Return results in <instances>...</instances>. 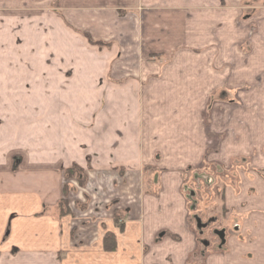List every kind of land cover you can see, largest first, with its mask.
<instances>
[{
    "label": "rangeland",
    "instance_id": "rangeland-1",
    "mask_svg": "<svg viewBox=\"0 0 264 264\" xmlns=\"http://www.w3.org/2000/svg\"><path fill=\"white\" fill-rule=\"evenodd\" d=\"M124 2L81 11L91 14L83 20L54 3L0 0V82L17 81L7 67H24L14 64L22 40L20 26L6 25L13 19L27 21L30 36L49 23L53 51L62 35L68 48L67 58L48 60L63 89L50 106L0 107V196L20 194L12 174L29 156L17 152L62 150L73 211L92 201L123 221L130 206L178 183L182 228L216 247L214 230L236 236L264 209V0ZM170 250L158 264H178Z\"/></svg>",
    "mask_w": 264,
    "mask_h": 264
},
{
    "label": "crops",
    "instance_id": "crops-1",
    "mask_svg": "<svg viewBox=\"0 0 264 264\" xmlns=\"http://www.w3.org/2000/svg\"><path fill=\"white\" fill-rule=\"evenodd\" d=\"M124 1L129 8L144 3L143 0ZM30 2H46L48 9L53 7L51 4H57V10H62L67 15L70 9L81 12L101 11L103 6H107L108 9L116 7L118 0H29ZM16 9L21 11L33 8L25 9L20 6ZM80 15L84 20V15L88 17L91 14L81 12ZM17 21L13 19L6 25L21 27L22 41L16 44L19 45L18 49L21 53L13 52V55L17 60L14 64L20 62L24 67L6 69L3 67L8 74L11 72L16 75L17 81L0 82L2 92L0 107L22 106L25 104L21 103L22 100H29L27 106L37 103L50 106L54 97L53 92L59 91V86L53 85V68L50 63L52 64L54 56L57 59L68 57L67 44L64 42L65 35L61 36L64 39L59 42L61 46L57 55V52L53 51L52 35L45 33V29L50 27L49 23L34 24V27L41 26L45 29L40 35L30 36V24L27 21ZM104 25L100 24L98 27ZM41 35L43 38L40 37ZM48 60L51 62L48 63ZM66 68L68 69V66ZM73 88L81 90L82 87ZM11 90L14 94H11ZM46 90L51 92L48 96L40 95L41 91ZM23 91L27 93L21 94L20 92ZM62 91L61 88L59 92L62 94ZM64 97L68 98L66 95ZM65 98L61 106L67 105L68 100ZM36 100L38 102H35ZM81 146L83 145L79 148ZM17 154H27L29 157H23V164L12 174L14 187L20 191V194L10 197L0 196V264L5 261L8 264H158L156 259L158 257L162 259L168 248L171 249L172 258H175L178 264L184 262L187 257L189 264H264L263 208H259L263 214L255 213L258 214L253 221H257V225H254V222L251 228H237L234 232L236 236L227 235L225 230H214L213 233H216L217 238L215 242L219 240L216 247L212 246L211 237H206L199 243L195 232L189 227L182 228L181 199L178 190L180 184L173 182V184H165L164 193H160L158 197L152 195V199L149 197L136 207L130 206L127 210L128 216L120 221L123 226L121 230L120 225L116 224L112 217L102 216L111 212L114 206H99L96 211L95 208L89 207L92 202L90 201L88 207L79 204L80 210L71 209L68 197L63 196L65 188L63 170H66L64 163L69 160L67 153H62V150L59 152L58 150H43V152L22 150ZM36 171L44 172L37 174ZM27 174H32V180L26 178ZM126 184L130 186L128 180ZM64 199L67 200L70 213L60 216L58 205ZM89 231L94 237L87 240L85 235ZM165 233L172 238L165 237ZM107 234L116 237L115 252H105L103 249V240ZM7 245L9 246L6 248ZM9 253H12L11 259H7ZM20 255L25 258L35 255L42 257L39 260L36 258L26 260L21 259Z\"/></svg>",
    "mask_w": 264,
    "mask_h": 264
},
{
    "label": "trees",
    "instance_id": "trees-1",
    "mask_svg": "<svg viewBox=\"0 0 264 264\" xmlns=\"http://www.w3.org/2000/svg\"><path fill=\"white\" fill-rule=\"evenodd\" d=\"M65 175L67 178H69V176L73 173L71 169L65 170L64 171ZM67 188H64V193L67 192ZM66 198V197H65ZM68 204H67V200H62L60 201L58 207L60 210V216H66L68 214V208H67ZM115 223L118 224L119 218L115 217L114 219ZM120 229L123 230V226H120ZM103 249L105 252H115L117 249V245H116V237L113 234H107L104 237L103 240Z\"/></svg>",
    "mask_w": 264,
    "mask_h": 264
},
{
    "label": "flooded vegetation",
    "instance_id": "flooded-vegetation-1",
    "mask_svg": "<svg viewBox=\"0 0 264 264\" xmlns=\"http://www.w3.org/2000/svg\"><path fill=\"white\" fill-rule=\"evenodd\" d=\"M204 228H207V225L206 226H204L202 229H204ZM214 235H216V233L214 232Z\"/></svg>",
    "mask_w": 264,
    "mask_h": 264
}]
</instances>
